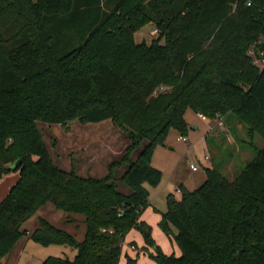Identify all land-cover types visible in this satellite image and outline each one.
<instances>
[{
	"label": "trees",
	"instance_id": "trees-1",
	"mask_svg": "<svg viewBox=\"0 0 264 264\" xmlns=\"http://www.w3.org/2000/svg\"><path fill=\"white\" fill-rule=\"evenodd\" d=\"M149 23L159 36L137 43ZM261 53L264 0H0V179L18 176L0 202V264L47 203L82 215L86 232L79 240L41 218L31 239L77 250L42 264H119L134 228L157 264H264V146L234 179L207 167L198 188L167 195L159 226L180 255L141 220L148 185L163 179L151 157L171 129L188 134L187 109L235 116L264 138ZM39 120H111L131 144L104 175L84 176L53 161Z\"/></svg>",
	"mask_w": 264,
	"mask_h": 264
},
{
	"label": "rangeland",
	"instance_id": "rangeland-1",
	"mask_svg": "<svg viewBox=\"0 0 264 264\" xmlns=\"http://www.w3.org/2000/svg\"><path fill=\"white\" fill-rule=\"evenodd\" d=\"M154 29L152 23L143 26L136 32V42L145 41L150 44L159 36V33H152ZM260 63L262 64V61ZM185 118L190 128L188 134L182 135L179 131L171 129L166 137V144L157 147L151 157L153 166L162 171L163 179L158 186L148 185L150 205L144 211L148 223L152 226L156 245L170 251L173 250L171 239L163 234L159 225L154 222V217L167 210V195L174 193L176 198H180L181 185L190 190L198 188L207 178L205 167H216L229 179H234L241 169L256 157L258 149L264 146L263 136L258 132L250 134L249 125L235 116L217 115L214 118H206V121L194 110L187 109ZM195 125L200 128L195 129ZM37 127L53 161L66 170L76 164L78 173L84 176L104 175L109 164L119 159L131 144L125 131L111 120L84 124L74 120L67 126L39 120ZM138 151L132 155L133 158ZM207 156L210 159L207 160ZM192 164L197 166L195 171L191 167ZM126 168L127 166L121 167L117 174L121 175ZM16 175L17 173L12 171L0 179V202L7 195L5 192L12 185ZM117 188L125 193L130 191L121 181L117 183ZM41 218L65 229L79 240L84 239L86 224L82 215L69 214L52 203H47L25 222L22 228L24 235L16 243L10 256L5 258V264H42L50 256L69 259L76 256L77 250L73 246L43 245L31 239V234L41 225ZM134 239L137 243L130 244ZM126 245L131 256L137 258V264H142L144 260H148L149 264H157L150 256L155 247L146 250L144 237L137 229L130 234ZM174 249H179L176 244Z\"/></svg>",
	"mask_w": 264,
	"mask_h": 264
},
{
	"label": "crops",
	"instance_id": "crops-1",
	"mask_svg": "<svg viewBox=\"0 0 264 264\" xmlns=\"http://www.w3.org/2000/svg\"><path fill=\"white\" fill-rule=\"evenodd\" d=\"M199 114V113H198ZM200 116H202L201 114H199ZM206 121H207V119L204 117V116H202ZM187 121V120H186ZM188 123V122H187ZM189 125V124H188ZM195 129H199L200 127L198 126V125H195ZM171 148H173V147H171ZM18 179V176L16 175V178L14 179V181H13V183H11L12 185L16 182V180ZM12 185H10V187L12 186ZM10 187H9V189H10ZM8 189V190H9ZM8 190H6L7 192H5V193H7L8 194ZM155 210V209H154ZM156 211V210H155ZM161 219V215L160 216H157V217H154V222L156 223V224H158L159 225V223H160V220ZM141 220H143V221H146L147 223H148V220H147V217L144 215V212H143V214H142V216H141ZM149 224V223H148ZM159 228H160V226H159ZM135 229V228H134ZM160 230H161V228H160ZM134 230H132L128 235H127V239H126V241H125V243H124V245H123V252H124V254H123V256H122V258H121V260H120V262H119V264H127V256H130V257H132V258H135V257H133V256H131V254H130V252L128 251V247H127V241L129 240V238H130V234H132V232H133ZM161 232H163L162 230H161ZM164 234V233H163ZM166 235V234H165ZM169 237V236H168ZM170 238V237H169ZM171 239V238H170ZM156 240V239H155ZM134 242H136L135 241V239L134 240H132L131 241V243L130 244H132V243H134ZM171 242H172V247H173V250L172 251H170V249H162V247H161V245H159L160 247H161V249L163 250V251H165V252H167V253H172V252H175L177 255H180L181 254V250H179V249H174V244H176L175 243V241H173V239H171ZM137 243V242H136ZM177 245V244H176ZM168 250V251H167ZM138 261V260H137ZM148 262V260H144L143 262H142V264L144 263V264H149V263H147Z\"/></svg>",
	"mask_w": 264,
	"mask_h": 264
},
{
	"label": "built area",
	"instance_id": "built-area-1",
	"mask_svg": "<svg viewBox=\"0 0 264 264\" xmlns=\"http://www.w3.org/2000/svg\"><path fill=\"white\" fill-rule=\"evenodd\" d=\"M152 33H154V34H158L156 29H154V30L152 31ZM261 55H264V53H261ZM255 61H256L258 64H261L260 61H262V64L264 63L263 60H260V59L257 58V57H255ZM164 89H165V87L162 86L160 90H164ZM185 140H186V139H185ZM206 159L208 160V159H210V157L207 156ZM191 167H192V169H193L194 171L197 169V166H196L195 164H194V165L192 164Z\"/></svg>",
	"mask_w": 264,
	"mask_h": 264
},
{
	"label": "water",
	"instance_id": "water-1",
	"mask_svg": "<svg viewBox=\"0 0 264 264\" xmlns=\"http://www.w3.org/2000/svg\"><path fill=\"white\" fill-rule=\"evenodd\" d=\"M20 164H21V162H20V160H18L16 166H18V165H20ZM206 168H207V167H205V170H206Z\"/></svg>",
	"mask_w": 264,
	"mask_h": 264
}]
</instances>
